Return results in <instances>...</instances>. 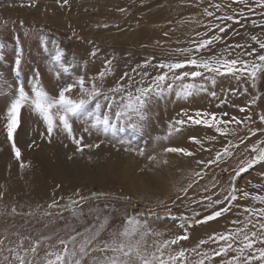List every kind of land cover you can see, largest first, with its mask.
I'll return each mask as SVG.
<instances>
[{
    "label": "rangeland",
    "instance_id": "1",
    "mask_svg": "<svg viewBox=\"0 0 264 264\" xmlns=\"http://www.w3.org/2000/svg\"><path fill=\"white\" fill-rule=\"evenodd\" d=\"M189 1L193 4L186 2L179 7L175 4L178 1L172 0L166 8L169 11L163 14L169 20L173 16L174 20H184L197 11L201 19L199 27L196 25L180 39L156 27L160 20L155 18L156 10L165 7L169 0H0V264H19L16 257L25 253L28 261L44 264L46 253L61 251L63 245L59 241L71 237H76L77 247L95 237L88 253L80 258L82 264H96L105 255L98 249L123 229L126 216L135 214H140L141 220L146 219L148 226L160 233L149 237V243L169 240L186 231L189 238L169 251L185 249L188 264H196L201 258L198 253H211L218 248L215 243L200 245V241L240 228L233 221L248 215L244 208H264L252 199L264 196V162L247 167L255 155L251 146L264 141V123L260 120L264 115V74L253 87L250 78L239 74L221 75L186 63L193 58L199 61L212 57L253 62L255 56L264 54V49L259 48V42H264V8L254 2L250 6L245 1L229 0L235 4L234 9L240 6L241 10L235 9L238 11L230 15L233 19L214 25L212 33L209 30L206 33L201 28L211 25L218 11L216 15L203 16V7L196 4L209 0ZM138 24L148 25L146 29L151 27L155 33L146 37L137 35ZM213 36L220 39L196 51L201 41ZM57 54L58 61L54 59ZM17 59L21 62L19 71ZM161 63L185 66L169 71L158 67ZM195 71L201 75L193 78L191 73ZM101 72L105 73L103 79L99 77ZM36 73L40 85L54 97L67 84L81 79L85 90L95 85L101 93L95 100H88L84 114L73 122L74 135L77 139L83 137L82 151L59 128L49 136L44 121L25 105L13 134L20 150V159H16L13 141H9L5 128L6 111L17 98L19 86L23 85L29 96L33 95ZM158 75L167 78L147 98L143 121L133 114L136 128L128 117L118 119L113 115L118 111L116 105L123 103L129 92L153 86ZM186 84L195 86L193 94L187 97L182 94ZM119 87H123L122 93L113 91ZM67 95L78 100L83 93L77 86ZM241 108L246 110L242 112ZM197 111L214 113L217 119L236 117L243 123L227 125V134L221 135L214 128L193 124L189 117H195ZM89 113L108 114L119 130L106 135L84 131L89 126ZM178 120L185 123H175ZM22 126L24 134L20 132ZM253 131L256 135H252ZM192 137L200 143H195ZM36 143L67 164L82 162L85 172L79 175L80 179L55 178L35 157ZM172 146L192 152L193 157L183 161L182 153L165 151ZM225 147L229 148V154L216 161L217 153H222ZM113 157L119 162L111 163ZM128 162L134 163L130 164L133 169L124 179L117 165ZM170 162L177 165L166 170ZM242 168L246 170L241 171ZM138 171L141 183L135 178L140 174ZM233 189L238 199H225ZM243 192L249 193V197H243ZM53 202L57 206L49 207ZM229 206L230 210L215 220L179 227L181 216L202 220ZM36 242L40 247L33 257L27 250ZM234 255L235 252H229L227 257H214L206 264H222Z\"/></svg>",
    "mask_w": 264,
    "mask_h": 264
},
{
    "label": "snow or ice",
    "instance_id": "2",
    "mask_svg": "<svg viewBox=\"0 0 264 264\" xmlns=\"http://www.w3.org/2000/svg\"><path fill=\"white\" fill-rule=\"evenodd\" d=\"M236 2H243V0H236ZM257 4L264 8V0H257ZM215 7L219 8V5H216ZM208 15H211V13H208ZM226 19L231 20L233 18L229 16L226 17ZM238 22L239 21H237V23ZM220 31L224 32L225 29L220 28ZM219 39L220 37L213 36L209 40L201 41L197 45L196 51L207 48L214 41ZM256 39V37H253V40ZM259 48L264 49V42H259ZM95 54V52L92 53L93 56H95ZM249 54L255 56V53ZM54 59L58 61L60 59L59 54H57ZM15 63L16 70L19 71L21 63L20 60L17 59ZM186 63L194 66L195 68L221 75L239 74L240 76L250 78L253 87H255L256 81L261 78V75L264 74V54L255 56V60L251 63L246 60L224 59L222 57H212L199 61L193 58L188 60ZM184 66V63H161L158 65V67L168 69L169 71L179 69ZM191 75L195 78L200 76L201 72L195 71L192 72ZM104 76V72L99 73V77L101 79H103ZM166 78V75H158L154 77L153 86L138 89L137 93L129 92L125 101L116 105L118 111L114 112L113 115L118 119L128 117L129 120L132 121L131 126L136 128L137 123L135 120H132L133 114H136L141 122L143 121V113L145 112L147 98L156 88L160 87ZM77 86L79 87L81 93H83V96L78 100H74L67 94L71 93ZM194 87L195 86L192 84L184 85L182 88V94L185 97L191 96L193 94ZM31 91L33 95L29 96V94L25 91L24 86H19L17 98L11 103L10 107L7 108V123L5 124V128L9 141H13V134L19 126L21 109L25 105H28L32 111H34L44 121L49 136H51L53 132L59 128L61 131L67 133L73 143L77 144V150L82 151L80 145L83 143V137L80 139L76 138L73 131V122L80 119L84 114L85 106L88 103V100H95L97 96L101 95L95 85H93L91 90H85L84 81L81 79L78 82L67 84L59 91L58 96L54 97L49 95L43 89L40 85L39 73H36ZM113 91L122 93L124 89L123 87H119ZM179 94L180 93H178V95ZM212 95H215V93H212ZM245 110L246 109L244 108L240 109L242 112ZM88 115L90 117V122L89 126L85 128L84 131L89 132L90 134L93 131L97 134L103 133L106 135L110 131L115 134L119 130L117 125L112 123L108 114L93 115L92 113H89ZM223 115L226 116L228 114L224 113ZM189 119L193 124H203L207 127L214 128L215 131L221 135L227 134V125L231 123L238 125L243 123L242 120L237 119L236 117H232L230 120H224L223 118L217 119V116L214 113H202L199 111L195 113V117H189ZM260 120L264 123V115L260 117ZM175 123L182 125L185 121L178 120ZM220 125H223L224 127L221 128ZM176 130L179 131V129ZM252 135H256V132L253 131ZM191 139L197 144L200 143V141L195 137H192ZM260 144H264V141H261ZM260 144H253L251 146V151L255 153V155L248 161V168L255 164L264 162V147H261ZM87 146L92 147V145ZM95 146L99 147L98 144ZM12 148L16 159L19 160L20 150L16 147L14 141L12 143ZM165 151L169 153H182L185 156L193 155L192 152L178 147H169ZM228 154L229 148L225 147L222 153H217L215 160L219 161L223 158V156ZM213 162L214 161H209L208 163ZM198 163H203V161H198ZM21 167L23 168L24 165L21 164ZM245 170L246 169L244 168L241 169V171ZM197 175L199 176L200 173H197ZM243 197H249V193L243 192ZM225 199H229L230 201L238 199L235 194V189H233V191L229 193V196ZM252 199L264 204V196H253ZM73 203H76V201H73ZM214 203H222V201H216ZM56 206L55 202L49 205V207ZM208 207H212V204H209ZM229 210L230 206L221 208L220 210L213 212L211 215L204 217L202 220H195L194 217L181 216L179 217V220L182 222L179 224V227H192L193 224L206 223L208 221L215 220ZM243 211L248 215L245 217V220L240 228L229 230L221 234H213L207 240L200 241V245L215 243L218 245V248L213 250L211 253H198L201 258L196 262V264H206V261H211L214 257H227L229 252H235L236 255L232 256L231 259L223 260L222 264H256V262H258V264H264V208H244ZM252 217L256 218L255 221ZM172 218L176 219L175 217ZM233 223L237 224L240 222L233 221ZM159 235L160 233L148 226V221L146 219L141 220L140 214L126 216L125 226L123 229L114 233L110 240L105 241L102 247L98 249L99 251L105 253V255L100 261L96 262V264H188V257L185 249L181 248L176 252L169 251L173 245H177L180 241H184L189 238L187 232L185 231L184 234L177 235L169 240L159 242L153 240L149 243V237H157ZM94 238L95 237H90L86 239L79 245V247L76 246V237H71L68 241L61 239L59 244L63 245L62 250L58 252H47L44 264H82L80 257L88 253V246L92 244ZM258 244L262 246L257 247ZM69 245H71V247ZM21 247H23V245H21ZM39 247V242H36L30 246L27 252H30L33 257H35L38 254ZM197 247H199V245ZM192 251L195 252L196 249H192ZM26 256L27 253H25V256L16 257L19 264H34V262L28 261Z\"/></svg>",
    "mask_w": 264,
    "mask_h": 264
},
{
    "label": "bare ground",
    "instance_id": "3",
    "mask_svg": "<svg viewBox=\"0 0 264 264\" xmlns=\"http://www.w3.org/2000/svg\"><path fill=\"white\" fill-rule=\"evenodd\" d=\"M171 1L172 0H169V3L168 4H166V6L165 7H159L157 10H156V14H157V16L155 17V18H157V19H160L159 21H158V24H156V27L158 28L157 30H159V31H161V32H167L169 35H173V37H175L176 35L178 36V37H181L180 39H182L183 37L182 36H184L187 32H189L190 30H192L196 25H197V27H199V25H200V21L199 20H201L198 16H197V14L195 13V12H197V11H194V13H190V14H188L187 15V18H185L184 20H174L175 19V16H173V20H169V19H166V17H167V15H163L165 12L164 11H169V9H166L167 7H169V5H170V3H171ZM176 1H178V2H175V4H177L179 7L180 6H185V4H187V5H189V3H190V5L191 4H193V1L192 2H190L189 0V2L186 0H176ZM180 1H182V2H180ZM201 1V0H200ZM232 1H235V0H232ZM243 1H245V3L246 4H248V5H250L251 6V4H252V2H254V3H257V0H243ZM187 2V3H186ZM202 3H200L199 5L198 4H196V2H195V4L198 6V7H200L201 9H202V7H203V10H202V14H203V16H209L208 15V13H211V14H215L216 15V11H218V15H216L217 16V18L216 17H214V21L211 23V25L210 24H208V25H205V27L203 28H201V29H203V31L204 32H208V30L211 32V30H212V27H214V25H218L219 26V23H221V22H223V21H225V20H227L226 19V17H229L231 14H233V13H235L236 11H238V10H241V8L242 7H240V6H237L235 9H238V10H236L235 11V9H234V3H230L231 1H229V0H209V2H203V1H201ZM206 3V4H205ZM194 4V5H195ZM173 5V4H172ZM195 5V6H196ZM216 5H219V8H217V7H215ZM112 6V5H111ZM107 8V7H106ZM113 8V7H112ZM111 8V9H112ZM184 8V7H183ZM48 9V8H47ZM46 9V10H47ZM108 9V8H107ZM184 10V9H183ZM243 10V9H242ZM49 11V10H48ZM54 11V10H53ZM40 12V11H39ZM38 12V13H39ZM43 13V12H42ZM199 13V12H198ZM200 13H201V10H200ZM199 13V14H200ZM47 14V13H46ZM39 15V14H38ZM44 15V14H43ZM42 15V16H43ZM47 16V15H46ZM169 16V15H168ZM202 16V15H201ZM44 17V16H43ZM57 17V16H56ZM161 17V18H160ZM146 19V18H145ZM149 20V19H148ZM147 23H148V21H147ZM223 24V23H222ZM139 25V24H138ZM148 26V25H147ZM147 26L145 27V26H140L139 25V27H137V28H139V31H138V33L139 34H137V35H141V36H143V37H146V36H152L155 32L154 31H152V30H150V28L151 27H148V29H146L147 28ZM220 26H221V24H220ZM196 28V27H195ZM217 29H218V27H217ZM242 29V28H241ZM244 29V28H243ZM242 29V30H243ZM154 30V29H153ZM214 30H216V29H214ZM198 31V30H197ZM199 31H200V29H199ZM136 33V32H135ZM157 33V32H156ZM190 33V32H189ZM212 33V32H211ZM161 34V33H160ZM197 34V33H196ZM164 35V34H163ZM189 35V34H188ZM134 36V35H133ZM168 37V36H167ZM189 37H190V35H189ZM172 38V37H171ZM142 39V38H141ZM146 39V38H145ZM154 39V38H153ZM175 39H177V38H175ZM185 39H186V37H185ZM196 39V38H195ZM241 42V41H240ZM162 116V115H161ZM160 116V117H161ZM20 132H21V134H24V127L22 126V128H21V130H20ZM19 137V136H18ZM36 148H35V157L39 160V161H41V162H43L44 163V165L47 167V169L50 171V173L55 177V178H57V179H67V178H69V180H70V178L72 177V176H74V177H79V175H82L83 174V172H85V170H83L84 168H83V165H81V163L80 162H73L72 164H67L66 162H63V161H61V160H59V159H56V157L53 155V154H51V152L49 151V149L47 148V147H45V146H43V145H41V144H38V143H36ZM179 146V145H178ZM197 146V145H196ZM207 146V145H206ZM173 147V146H172ZM176 147V146H175ZM208 147V146H207ZM211 147H213V146H211ZM179 148V147H178ZM202 148V147H201ZM195 149V148H194ZM203 149V148H202ZM200 150V149H199ZM206 150V149H205ZM192 151H194L193 150V147H192ZM210 151V150H209ZM33 152V153H34ZM206 152V151H205ZM176 154V153H175ZM175 156V155H174ZM192 157H193V155H191ZM183 157H185V156H183ZM181 158L180 156H176V158H181L183 161L185 160V161H189L190 160V157L188 156L187 157V159H186V157L185 158ZM37 159H35V161L37 162ZM170 159H175V158H170ZM169 159V160H170ZM110 162L111 163H115V162H119L115 157H113V159H111L110 160ZM171 162H172V160H171ZM170 162V163H171ZM134 164L133 162H128V165H127V163H125V165L124 166H122L123 165V163L120 165H117L118 166V168H120V175L122 176V178H124V179H126V178H128V176H130L131 175V172L130 171H132L131 169H133V168H131V167H133V165H130V164ZM178 163V162H177ZM175 165H177L175 162L174 163H171L170 165L168 164V166L166 167V170H168V169H170V168H172L171 166H175ZM115 166V165H114ZM115 169V168H114ZM138 169V168H137ZM130 170V171H129ZM179 172L181 173L182 171L179 169ZM138 173H140L139 175H137V176H135V178L138 180V182H140V179H141V172H139L138 171ZM183 173V172H182ZM264 174V173H263ZM262 177V176H261ZM75 179V178H74ZM79 179H80V177H79ZM130 179H132V178H130ZM143 179H144V176H143ZM136 180V181H137ZM253 181V180H252ZM137 182V183H138ZM141 183V182H140ZM249 183H250V181H249ZM144 184V183H143ZM142 186V185H141ZM251 187V186H250ZM252 188V187H251ZM248 190H249V187H248ZM253 191V190H252ZM255 195V194H254ZM256 203V202H255ZM256 205V204H255ZM259 205V204H258ZM254 206V205H253ZM263 206H264V204H263ZM261 207V206H260ZM247 215H243L241 218H239V219H237V221H239L240 223H239V225H240V227L242 226V223L244 222V220H245V217H246ZM252 219L255 221V217H252ZM259 246V244L257 245V247Z\"/></svg>",
    "mask_w": 264,
    "mask_h": 264
}]
</instances>
